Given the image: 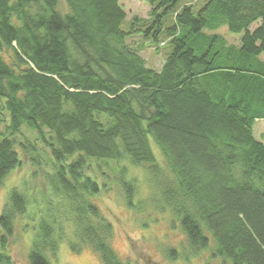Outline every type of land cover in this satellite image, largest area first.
<instances>
[{
  "label": "trees",
  "instance_id": "trees-1",
  "mask_svg": "<svg viewBox=\"0 0 264 264\" xmlns=\"http://www.w3.org/2000/svg\"><path fill=\"white\" fill-rule=\"evenodd\" d=\"M145 1L150 16L129 19L120 0H0V98L11 133L39 132L54 164L57 203L38 223L30 264H51L67 236L76 253L90 247L103 264H134L91 201L103 188L91 161L106 177L105 160L122 159L150 171L159 211L181 222L187 259L209 251L221 264H264V0ZM165 44L172 53L151 67L143 50ZM20 163L15 138L3 139L0 186ZM124 184L138 195L134 178ZM10 197L0 264H15L6 248L17 219L31 217L22 192ZM168 253L179 255L175 246Z\"/></svg>",
  "mask_w": 264,
  "mask_h": 264
},
{
  "label": "rangeland",
  "instance_id": "rangeland-1",
  "mask_svg": "<svg viewBox=\"0 0 264 264\" xmlns=\"http://www.w3.org/2000/svg\"><path fill=\"white\" fill-rule=\"evenodd\" d=\"M120 1L125 11L128 12L129 19L135 15L148 17L151 14L150 6L145 0ZM59 8L62 13H66L68 5L60 1ZM167 20L168 24H172L171 17ZM129 25L130 23L126 21L123 28L127 29ZM219 31L229 41L238 43V35L229 32L227 28L223 27ZM171 53L169 44L161 46L159 52L152 48L143 50L147 63L151 67L157 68L160 67V62H164ZM259 58L264 60V53ZM3 103L0 98V142L5 138H15V149L21 156V163L18 168L7 175L3 185L0 186V215L3 206L11 198L12 191L17 189L28 198L30 204L28 211L31 216L29 218L27 214H24L17 219L15 235L9 242L6 251L9 252L15 264H30L28 258L39 231L38 223L48 215L50 201L53 205L57 203V197L50 190L51 185L48 183V177L52 175L54 164L49 147H47L48 144L44 139H39L41 136L39 132L24 125L18 135L11 133V115ZM149 138L155 157L159 165L164 168L166 159H164L162 150L152 136ZM105 161L109 162L108 165L104 164L102 167L103 171L107 173V178L101 176L96 162L91 161L94 169L89 173L94 178L98 176V182L103 185L101 191L91 197V201L100 207L103 215L108 216L115 226L113 246L119 256L134 264L222 263L211 258L209 251L187 259L190 253L184 246L186 235L182 232L181 222L172 211L167 214L159 211V207L163 204L162 196L156 190L155 185L148 186L151 173L147 167L134 166L128 159ZM123 166H127L126 177L121 169ZM131 178L137 181L138 195L136 192L133 194L127 191L125 187L124 183L130 181ZM71 223L66 222L68 233L72 231ZM65 238L59 243L56 257L50 258L51 264H103L99 254L90 247L76 253L70 246V241L74 240L73 237ZM173 246L178 251L177 257L168 253V250Z\"/></svg>",
  "mask_w": 264,
  "mask_h": 264
}]
</instances>
